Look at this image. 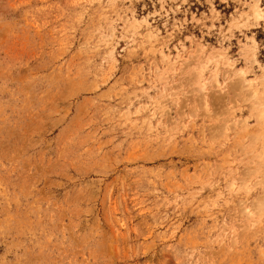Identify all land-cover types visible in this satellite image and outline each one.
<instances>
[{
  "label": "rangeland",
  "instance_id": "rangeland-1",
  "mask_svg": "<svg viewBox=\"0 0 264 264\" xmlns=\"http://www.w3.org/2000/svg\"><path fill=\"white\" fill-rule=\"evenodd\" d=\"M261 107L264 0H0V264H264Z\"/></svg>",
  "mask_w": 264,
  "mask_h": 264
},
{
  "label": "bare ground",
  "instance_id": "bare-ground-1",
  "mask_svg": "<svg viewBox=\"0 0 264 264\" xmlns=\"http://www.w3.org/2000/svg\"><path fill=\"white\" fill-rule=\"evenodd\" d=\"M258 14H260V11L257 12ZM260 98V97H259ZM258 99V98H257ZM261 101V100H260ZM260 106V105H259ZM260 112H259V117L260 119L262 120L263 122V128L262 131L256 136V139L257 140H260L261 141V147H262V150L264 152V108L261 107V109H259ZM258 142V141H257ZM256 144V143H255ZM260 144V143H259Z\"/></svg>",
  "mask_w": 264,
  "mask_h": 264
}]
</instances>
